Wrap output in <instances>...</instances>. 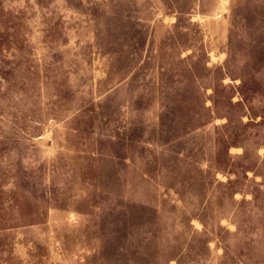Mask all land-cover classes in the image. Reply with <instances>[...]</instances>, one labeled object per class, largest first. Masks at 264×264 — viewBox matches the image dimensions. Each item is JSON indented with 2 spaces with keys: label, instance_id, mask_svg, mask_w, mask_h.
I'll list each match as a JSON object with an SVG mask.
<instances>
[{
  "label": "rangeland",
  "instance_id": "obj_1",
  "mask_svg": "<svg viewBox=\"0 0 264 264\" xmlns=\"http://www.w3.org/2000/svg\"><path fill=\"white\" fill-rule=\"evenodd\" d=\"M0 264H264V0H0Z\"/></svg>",
  "mask_w": 264,
  "mask_h": 264
}]
</instances>
